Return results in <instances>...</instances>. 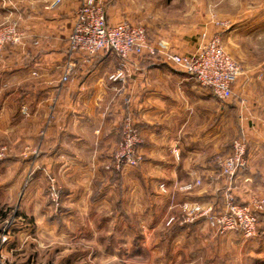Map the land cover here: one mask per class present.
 <instances>
[{
  "label": "crops",
  "instance_id": "obj_1",
  "mask_svg": "<svg viewBox=\"0 0 264 264\" xmlns=\"http://www.w3.org/2000/svg\"><path fill=\"white\" fill-rule=\"evenodd\" d=\"M103 2L111 24L141 26L151 44L175 54L194 55L205 44L203 32L218 31L212 25L200 32L157 28L163 22L150 19L143 0ZM79 6V0H66L23 20V42L7 46L0 57V150L7 149L0 160V197L12 201L22 192L23 178L31 175L18 202L27 210H47L53 178L63 192L64 208L79 211L82 225H92L96 212L103 211L110 225L120 220L126 227L140 225L150 235L166 226L170 232L178 229L169 239L174 252H191L206 261L223 259L228 251L231 257L264 258V220L251 241L238 233L219 234L205 219L181 222L184 202L224 210L229 186L221 165L239 132L238 106L218 100L160 57H132L123 83L110 79L120 64L116 55L86 61L76 54L71 77L63 82ZM127 117L139 129L143 162L117 173L108 167ZM247 141L250 167L233 184L238 204L264 197V125L249 127ZM197 180L202 185L192 192L178 190ZM171 217L177 221L168 225Z\"/></svg>",
  "mask_w": 264,
  "mask_h": 264
},
{
  "label": "rangeland",
  "instance_id": "obj_2",
  "mask_svg": "<svg viewBox=\"0 0 264 264\" xmlns=\"http://www.w3.org/2000/svg\"><path fill=\"white\" fill-rule=\"evenodd\" d=\"M53 1L0 0V25L20 24L35 14L54 10ZM143 3L146 11H151L153 22H163L157 28L168 30L172 25L200 32L212 25L218 30L215 33L221 35L226 51L241 69L234 96L227 103L238 106L239 117L243 114L248 119V128H262L264 0H143ZM217 21H228L229 28H218L214 25ZM238 135L239 132L232 138L231 148ZM32 181L31 175L23 178L22 192L12 196L14 200L3 194L0 197V201H7L0 202V264H264V258L254 260L235 254L231 257V251L223 259L213 257L207 261L198 255L191 256V252L187 255L182 250L174 252L169 242L173 231L167 226L150 235L146 228L126 227L120 220L110 225L111 220L103 216V211L96 212L92 225H82L79 211L64 208L62 191L60 205L55 206L50 186L49 208L27 210L18 198H23L24 187L27 190Z\"/></svg>",
  "mask_w": 264,
  "mask_h": 264
},
{
  "label": "built area",
  "instance_id": "obj_3",
  "mask_svg": "<svg viewBox=\"0 0 264 264\" xmlns=\"http://www.w3.org/2000/svg\"><path fill=\"white\" fill-rule=\"evenodd\" d=\"M66 0H54L52 8H57ZM80 6L75 14L74 22L68 37L70 60L67 63L62 78L69 81L75 67L73 55L79 54L86 61L100 54H114L120 59L118 69L111 75L113 82L125 83L130 75L129 62L132 57H160L165 62L173 64L182 72L195 79L199 85L210 90L220 101L228 102L234 96L233 85L237 81L241 69L234 58L226 51L220 34L203 32L205 40L194 55H181L169 51L159 44L150 43L146 30L141 26L124 21L111 24L108 21L107 9L103 0H79ZM218 28L228 29V21H217ZM25 35L16 22L0 25V57L7 46L19 45ZM28 109L24 108V113ZM238 138L234 141L232 152L222 161V175L228 182L225 195V207L217 211L213 206H203L199 203L184 202L181 205L183 223H195L205 219L210 228L219 234L238 233L245 241L254 240L259 236V216L264 214V197H256L246 204H238L233 193V184L249 167L247 129L248 119L241 114ZM141 138L136 122L127 117L121 129V141L111 157L109 170L124 173L127 169L137 168L143 162L140 153ZM7 149L0 150V160L6 157ZM178 157V153L176 154ZM202 185L201 180L178 187L183 193L192 192ZM50 193L55 206H59L60 197L55 179L50 178ZM167 192L165 185L161 186ZM171 217L168 225L176 222Z\"/></svg>",
  "mask_w": 264,
  "mask_h": 264
},
{
  "label": "trees",
  "instance_id": "obj_4",
  "mask_svg": "<svg viewBox=\"0 0 264 264\" xmlns=\"http://www.w3.org/2000/svg\"><path fill=\"white\" fill-rule=\"evenodd\" d=\"M263 220H264V214L259 216V224H260V225H261V223L263 222ZM177 230H178V229H175V230L173 231V233H176ZM263 230H264V228H263ZM259 232H260V230H259ZM261 233H262V231H261Z\"/></svg>",
  "mask_w": 264,
  "mask_h": 264
}]
</instances>
